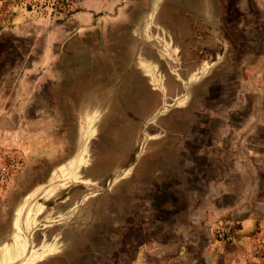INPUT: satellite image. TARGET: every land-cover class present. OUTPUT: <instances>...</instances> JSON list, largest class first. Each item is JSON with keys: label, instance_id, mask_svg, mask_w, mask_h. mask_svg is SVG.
<instances>
[{"label": "rangeland", "instance_id": "374dc122", "mask_svg": "<svg viewBox=\"0 0 264 264\" xmlns=\"http://www.w3.org/2000/svg\"><path fill=\"white\" fill-rule=\"evenodd\" d=\"M0 264H264V0H0Z\"/></svg>", "mask_w": 264, "mask_h": 264}, {"label": "built area", "instance_id": "2783aa9c", "mask_svg": "<svg viewBox=\"0 0 264 264\" xmlns=\"http://www.w3.org/2000/svg\"><path fill=\"white\" fill-rule=\"evenodd\" d=\"M66 3H68V2H72L73 0H64Z\"/></svg>", "mask_w": 264, "mask_h": 264}]
</instances>
